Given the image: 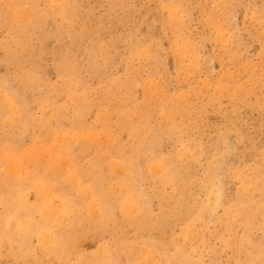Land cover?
Listing matches in <instances>:
<instances>
[{"label": "rangeland", "instance_id": "1", "mask_svg": "<svg viewBox=\"0 0 264 264\" xmlns=\"http://www.w3.org/2000/svg\"><path fill=\"white\" fill-rule=\"evenodd\" d=\"M0 104V264H264V0H0Z\"/></svg>", "mask_w": 264, "mask_h": 264}, {"label": "bare ground", "instance_id": "2", "mask_svg": "<svg viewBox=\"0 0 264 264\" xmlns=\"http://www.w3.org/2000/svg\"><path fill=\"white\" fill-rule=\"evenodd\" d=\"M42 1H43V0H42ZM50 5H51V4H50ZM111 6H112V5H111ZM53 7H55V9H56V7H58V6H53ZM176 7H177V6H176ZM19 8H20V7H19ZM45 8H46V7H45ZM10 9H11V8H10ZM55 9H54V11H55ZM11 10H12V9H11ZM16 10H17V9H16ZM23 10H24V12L27 11V9H25V8H24ZM25 10H26V11H25ZM57 10H58V8H57ZM62 10H64V9H62ZM81 10H82V9H81ZM110 10H111V9H110ZM115 10H116V9H115ZM170 10H171V8H170ZM21 11H22V10H21ZM10 12H11V11H10ZM16 12H17V11H16ZM57 12H59V11H57ZM175 12H176V11H175ZM22 13H23V12H22ZM27 13H28V12H27ZM173 13H174V11H173ZM20 14H21V13H20ZM49 15H50V17H51V14H49ZM21 17L23 18V16H21ZM172 17H173V16H172ZM174 17H175V15H174ZM25 18H26V17H25ZM47 18H48V17H47ZM51 18H52V17H51ZM86 18H87V17H86ZM18 19H20V18H18ZM67 19H68V17H67ZM30 20H31V19H30ZM75 20H76V18H75ZM175 20H176V19H175ZM175 20H174V21H175ZM3 21H4V20H3ZM76 21H77V20H76ZM41 22H42V21H41ZM83 22H84V21H83ZM175 22H176V21H175ZM20 23H21V22H20ZM172 23H173V22H172ZM33 24H34V23H33ZM65 24H66V23H65ZM67 24H68V23H67ZM71 24H72V23H71ZM76 24H77V23H76ZM79 24H80V23H79ZM176 24H177V23H176ZM2 25H3V24H2ZM34 25H35V24H34ZM177 25H178V24H177ZM40 26H41V24H40ZM82 26H83V25H82ZM30 27H31V26H30ZM72 27H73V26H72ZM3 28H4V27H3ZM74 28H75V27H74ZM66 29H67V28H66ZM69 29H70V28H69ZM88 30H89V29H88ZM27 31H28V30H27ZM24 35H25V34H24ZM40 35H41V34H40ZM74 35H75V34H74ZM62 36H63V35H62ZM72 37H73V36H72ZM84 37H85V36H84ZM42 38H43V37H42ZM82 38H83V37H82ZM26 39H27V38H26ZM47 39H48V38H47ZM65 39H66V38H65ZM65 39H63V40H65ZM87 39H88V38H87ZM98 39H99V38H98ZM73 40H74V39H73ZM104 40H105V39H104ZM29 41H30V40H29ZM41 41H42V40H41ZM48 44H49V43H48ZM48 44H47V45H48ZM50 44H51V43H50ZM75 44H76V43H75ZM77 44H78V43H77ZM109 44H110V43H109ZM40 46H41V45H40ZM105 46H106V44H105ZM25 47H26V46H25ZM33 47H34V45H33ZM62 47H63V46H62ZM88 47H89V46H88ZM1 48H2V47H1ZM29 48H30V47H29ZM39 48H40V47H39ZM60 48H61V47H60ZM104 48H105V47H104ZM20 49H21V48H20ZM31 49H32V48H31ZM50 49H52V48H50ZM34 50H36V49H34ZM41 51H42V50H41ZM61 52H62V51H61ZM103 52H104V51H103ZM103 52H102V53H103ZM177 52H178V51H177ZM73 53H74V52H73ZM144 53H145V52H144ZM35 54H36V53H35ZM57 54H58V53H57ZM17 55H18V54H17ZM102 55H103V54H102ZM7 57H8V56H7ZM39 57H40V56H39ZM27 58H28V57H27ZM38 59H39V58H38ZM178 59H179V58H178ZM29 60H30V59H29ZM94 60H95V59H94ZM99 60H100V59H99ZM63 61H64V60H63ZM70 61H71V60H70ZM70 61H69V62H70ZM10 62H11V61H10ZM59 62H60V61H59ZM75 62H76V61H75ZM94 62H95V61H94ZM89 64H90V63H89ZM92 64H93V63H92ZM57 65H58V64H57ZM67 65H68V64H67ZM93 65H94V64H93ZM30 66H31V65H30ZM61 66H62V65H61ZM68 66H69V65H68ZM68 66H67V67H68ZM73 66H74V65H73ZM75 66H76V64H75ZM132 66H133V65H132ZM6 68H7V67H6ZM57 69H58V68H57ZM67 69H68V68H67ZM67 69H66V70H67ZM71 69H72V67H71ZM75 69H76V68H75ZM7 70H8V69H7ZM7 70H6V71H7ZM32 70H33V69H32ZM79 70H80V68H79ZM95 70H96V69H95ZM95 70H94V71H95ZM71 71H72V70H71ZM76 72H77V71H76ZM38 73H39V72H38ZM64 73H65V72H64ZM97 73H100V72H97ZM2 74H3V73H2ZM4 74H5V73H4ZM43 75H44V74H43ZM13 76H14V75H13ZM63 76H64V75H63ZM10 79H11V78H10ZM28 79H29V78H28ZM5 80H6V79H5ZM47 80H48V79H47ZM2 82H3V81H2ZM2 82H1V83H2ZM21 82H22V81H21ZM6 83H8V82H6ZM23 84H24V83H23ZM72 84H73V83H72ZM41 86H42V85H41ZM114 86H115V85H114ZM11 87H12V86H11ZM29 87H30V86H29ZM121 88H122V87H121ZM6 89H7V88H6ZM34 89H35V88H34ZM71 89H72V88H71ZM37 90H38V89H37ZM43 90H44V89H43ZM60 90H61V89H60ZM80 90H81V89H80ZM112 91H113V89H112ZM146 91H147V90H146ZM64 92H65V91H64ZM148 92H149V91H148ZM61 93H62V92H61ZM102 93H103V92H102ZM112 93H114V92H112ZM9 94H10V93H9ZM58 94H59V93H58ZM1 95H2V94H1ZM30 95H31V94H30ZM114 95H115V94H114ZM16 96H17V95H16ZM64 96H65V95H64ZM102 96H103V95H102ZM110 96H111V93H110ZM127 96H128V94H127ZM127 96H126V97H127ZM129 96H130V94H129ZM124 97H125V96H124ZM126 97H125V98H126ZM3 98H5V97H3ZM3 98H2V99H3ZM72 98H73V97H72ZM113 98H114V97H113ZM119 98H120V96H119ZM121 98H122V96H121ZM104 99H105V98H104ZM114 99H115V98H114ZM114 99H112V100H114ZM126 99H127V98H126ZM126 99H124V100H126ZM153 99H154V98H153ZM173 99H174V98H173ZM3 100H4V99H3ZM31 100H32V99H31ZM119 100H120V99H119ZM101 101H102V100H101ZM109 101H110V100H109ZM127 101H128V99L126 100V102H127ZM145 101H146V100H145ZM173 101H175V100H173ZM6 102H7V101H6ZM59 102H60V101H59ZM112 102H114V101H112ZM120 102H122V100H121ZM141 102H142V100H141ZM157 102H158V101H157ZM114 103H116V102H114ZM123 103H124V102H122V104H123ZM10 104H11V103L9 102V105H10ZM49 104H50V103H49ZM56 104H57V103H56ZM125 104H126V103H125ZM125 104H124V105H125ZM139 104H140V103H139ZM144 104H145V103H144ZM158 104H159V103H158ZM0 105H1V104H0ZM3 105H4V104H3ZM7 105H8V104H7ZM86 105H87V104H86ZM86 105H85V106H86ZM103 105H104V104H103ZM119 105H120V104H119ZM119 105H117L116 107H118ZM124 105H122V107H123ZM101 106H102V105H101ZM142 106H144V105H142ZM90 107H91V106H90ZM108 107H109V106H108ZM125 107H126V106H125ZM139 107H140V106H139ZM10 108H11V107H10ZM86 108H88V107H86ZM98 108H99V107H98ZM114 108H115V107H114ZM118 108H119V107H118ZM133 108H134V106H133ZM141 108H142V107H141ZM12 109H13V107H12ZM89 109H90V108H89ZM89 109H88V110H89ZM14 110H15V109H14ZM138 110H140V109H138ZM185 110H186V109H185ZM9 111H10V110H9ZM16 111H17V109H16ZM89 111H90V110H89ZM114 111H115V110H114ZM121 111H122V110H121ZM140 111H141V110H140ZM154 111H155V110H154ZM186 111H187V110H186ZM11 112H12V111H11ZM71 112H72V111H71ZM77 112H78V111H77ZM86 112H87V111H86ZM18 113H19V112H18ZM117 113L119 114L118 111H117ZM120 113H121V112H120ZM153 113H154V112H153ZM175 113H176V112H175ZM30 114H31V113H30ZM39 114H40V113H39ZM75 114H76V113H75ZM107 114H108V113H107ZM128 114H129V113H128ZM82 115H83V114H82ZM86 115H87V114H86ZM14 116H15V115H14ZM28 116H29V115H28ZM72 116H73V115H72ZM77 116H78V115H77ZM87 116H88V115H87ZM111 116H112V115H111ZM114 116H116V114H115ZM114 116H113V117H114ZM81 117H83V116H81ZM109 117H110V116H109ZM27 118H28V117H27ZM29 118H30V117H29ZM83 118H84V117H83ZM85 118H86V117H85ZM116 118H117V117H116ZM123 118H124V117H123ZM140 118H141V117H140ZM62 119H63V118H62ZM66 120H67V119H66ZM79 120H80V119H79ZM87 120H88V119H87ZM113 120H114V118H113ZM135 120H136V119H135ZM109 121H110V120H109ZM117 121H119V120H117ZM51 122H52V121H51ZM81 122H83V121L81 120ZM122 122H123V121H122ZM122 122H119V123H122ZM130 122H131V121H130ZM41 123H42V122H41ZM29 124H31V123L29 122ZM34 124H35V123H34ZM38 124H39V123H38ZM73 124H74V123H73ZM79 124H80V123H79ZM79 124H78V125H79ZM94 124H95V123H94ZM106 124H107V123H106ZM114 124H115V123H114ZM127 124H128V122H127ZM75 125H76V123H75ZM84 126H86V125H84ZM89 126H90V125H89ZM120 126H121V125H120ZM71 127H72V126H71ZM76 127H77V126H76ZM76 127H74V128H76ZM80 127H81V126H80ZM80 127H79V128H80ZM86 127H87V126H86ZM117 127H118V126H117ZM123 127H125V124H124ZM123 127H122V128H123ZM126 127H128V126H126ZM134 127H135V126H134ZM88 128L90 129V127H88ZM118 128H119V127H118ZM137 128H138V127H137ZM34 129H35V128H34ZM63 129H64V128H63ZM66 129H67V128H66ZM85 129H87V128H85ZM120 129H121V128H120ZM127 129H129V128H127ZM23 130H24V129H23ZM41 130H42V129H41ZM81 130H82V129H81ZM101 130H102V129H101ZM123 130H125V129H123ZM131 130H132V129H131ZM142 130H144V129H142ZM59 131H60V130H59ZM78 131H79V130H78ZM125 131H126V130H125ZM140 131H141V130H140ZM53 132H54V131H53ZM120 132H121V130H120ZM137 132H138V131H137ZM57 133H58V131H57ZM86 133H87V132H86ZM90 133H91V131H90ZM103 133H104V132H103ZM112 133H113V132H112ZM1 134H2V133H1ZM54 134H55V133H54ZM70 134H71V133H70ZM91 134H92V133H91ZM96 134H98V133H96ZM100 134H101V137H103L101 132H100ZM115 134H116V133H115ZM115 134H113V135H115ZM125 134H126V132H125ZM130 134H131V133H130ZM134 134H135V133H134ZM21 135H22V133H21ZM59 135H60V134H59ZM75 135H76V134H75ZM81 135H82V134H81ZM85 135H87V134H85ZM17 136H18V135H17ZM50 136H51V135H50ZM54 136H55V135H54ZM57 136H58V135H57ZM82 136H83V135H82ZM94 136H95V135H94ZM94 136H93V139H94ZM99 136H100V135H99ZM130 136H131V135H130ZM132 136H133V135H132ZM140 136H142V135H140ZM15 137H16V136H15ZM62 137H63V136H62ZM72 137H73V136H72ZM80 137H81V136H80ZM86 137H87V136H86ZM88 137H90V136H88ZM104 137H105V136H104ZM106 137H107V136H106ZM106 137H105V138H106ZM22 138H23V137H22ZM44 138H47V137H44ZM64 138H65V137H64ZM75 138H76V137H75ZM97 138H98V137H97ZM99 138H100V137H99ZM105 138H104V139H105ZM115 138H116V136H115ZM118 138H119V137H118ZM132 138H133V137H132ZM132 138H131V139H132ZM14 139H15V138H14ZM50 139H52V138H49V141H50ZM56 139H57V138H56ZM56 139H54V140H56ZM58 139H59V136H58ZM65 139H67V138H65ZM69 139H71V138H69ZM104 139L102 140V138H101V142L104 141ZM116 139H117V138H116ZM156 139H159V138H156ZM32 140H33V139H32ZM61 140H62V139H61ZM61 140H60V141H61ZM72 140H73V139H72ZM96 140H97V139H96ZM96 140H93V141L95 142ZM98 140L100 141V139H98ZM108 140H109V139H108ZM177 140H178V139H177ZM11 141H12V140H11ZM19 141H20V140H19ZM67 141H68V140H67ZM77 141H78V140H77ZM112 141H113V140H112ZM153 141H155V139H154ZM160 141H161V140H160ZM175 141H176V140H175ZM175 141H174V142H175ZM55 142H56V141H55ZM63 142H64V141H63ZM94 142H93V143H94ZM127 142H128V141H127ZM174 142H173V143H174ZM10 143H11V142H10ZM32 143H33V142H32ZM32 143H31V144H32ZM64 143H65V142H64ZM96 143H97V141H96ZM96 143H95V144H96ZM114 143H116V141H114L113 144H114ZM117 143H118V142H117ZM51 144H52V143H51ZM108 144L110 145L111 143H108ZM125 144H126V143H125ZM14 145H15V144H14ZM33 145H34V144H33ZM62 145H63V144H62ZM79 145L81 146V144H79ZM93 145H94V144H93ZM127 145H128V143H127ZM129 145H130V143H129ZM129 145H128V146H129ZM134 145H135V144H134ZM138 145H139V144H138ZM142 145H143V144H142ZM155 145H156V143H155ZM57 146H58V145H57ZM101 146H102V145H101ZM140 146H141V145H140ZM35 147H36V145H35ZM39 147H40V146H39ZM49 147H51V146H49ZM49 147H48V148H49ZM52 147L54 148V146H52ZM52 147H51V149H53ZM91 147H92V146H91ZM116 147H117V146H116ZM118 147H119V146H118ZM122 147H124V146H122ZM133 147H135V146H133ZM133 147H132V148H133ZM157 147H158V146H157ZM2 148H3V147H2ZM55 148H56V147H55ZM55 148H54V149H55ZM127 148H128V147H127ZM151 148H152V147H151ZM3 149H5V148H3ZM38 149H39V148H38ZM44 149L47 150V148H44ZM58 149H60V148H57V150H58ZM106 149H107V148H106ZM152 149H156V148H152ZM182 149H183V148H182ZM184 149H185V148H184ZM9 150H10V149H9ZM26 150H27V148H26ZM36 150H37V149H36ZM94 150H95V149H94ZM116 150H117V149H116ZM127 150H128V149H127ZM136 150H137V149H136ZM10 151H11V150H10ZM37 151H38V150H37ZM40 151H42V150H40ZM66 151H67V150H66ZM87 151H88V150H87ZM112 151H113V150H112ZM112 151H111V153H113L115 150H114L113 152H112ZM121 151H123V150H121ZM181 151H182V153H183V151H187V150H181ZM181 151H180V152H181ZM12 152H13V151H12ZM49 152H51V151H49ZM57 152H58V151H57ZM63 152H64V151H63ZM108 152H109V150H108ZM115 152H117V151H115ZM118 152H119V151H118ZM86 153H87V152H86ZM94 153H95V152H94ZM111 153H109V154H111ZM120 153H121V152H120ZM148 153H149V155H150V152H148ZM182 153H181V154H182ZM185 153H186V152H185ZM191 153H192V152H191ZM21 154H22V153H21ZM41 154H42V153H41ZM43 154H45V153H43ZM51 154H52V153H51ZM54 154H55V153H54ZM59 154H60V153H59ZM77 154H78V153H77ZM82 154H83V153H82ZM84 154H85V153H84ZM129 154H130V153H129ZM134 154H135V153H134ZM144 154H145V153H144ZM144 154H142V156H143ZM156 154H157V153H156ZM188 154H189V153H188ZM194 154H195V153H194ZM3 155H6V154H2V157H3ZM52 155H53V154H52ZM70 155H71V154H70ZM73 155H74V154H73ZM107 155H108V154H107ZM117 155H118V154H117ZM135 155H136V154H135ZM153 155H154V154H153ZM153 155H152V156H153ZM158 155H159V153H158ZM178 155H179V154H178ZM8 156H9V155H8ZM10 156H11V155H10ZM20 156H21V155H20ZM29 156H30V154H29ZM29 156H28V157H29ZM34 156H35V155H34ZM45 156H46V154H45ZM53 156H54V155H53ZM105 156H106V155H105ZM111 156H113V155H111ZM115 156H116V155H115ZM118 156H120V155H118ZM137 156H138V155H137ZM152 156H151V158H153ZM167 156H168V155H167ZM169 156H170V155H169ZM176 156H177V155H176ZM182 156H183V155H182ZM47 157H48V155H47ZM47 157H45V158L47 159ZM120 157H122V156H120ZM139 157H140V156H139ZM139 157H136V158L139 159ZM144 157H145V155H144ZM148 157H149V156H148ZM157 157H158V156H157ZM159 157H161V156H159ZM173 157H174V156H173ZM173 157H172V158H173ZM185 157H186V155H185ZM34 158H35V157H33L32 159H34ZM36 158H38V157H36ZM96 158H97V157H95V159H96ZM116 158H117V157H116ZM125 158H127V157H125ZM172 158H171V159H172ZM186 158H187V157H186ZM189 158H190V157H189ZM192 158H193V157H192ZM3 159H4V158H3ZM10 159H11V158H10ZM30 159H31V158H30ZM40 159H41V158H40ZM50 159H51V157H50ZM103 159H104V158H103ZM145 159L147 160V158H145ZM156 159H157V158H156ZM166 159H167V158H166ZM176 159H178V158H176ZM182 159H183V158H182ZM184 159H185V158H184ZM4 160H5V159H4ZM38 160H39V159H38ZM43 160H44V159H43ZM55 160H56V158H55ZM76 160H77V158H76ZM76 160H75V161H76ZM100 160H101V158H100ZM105 160H106V159H105ZM121 160H122V159H121ZM0 161H2V160H0ZM9 161H10V160H9ZM9 161H8V162H9ZM12 161H13V160H12ZM23 161H24V160H23ZM59 161H62V160H59ZM95 161H96V160H95ZM101 161H102V160H101ZM113 161H114V160H113ZM122 161H123V160H122ZM124 161H125V160H124ZM144 161H145V160H144ZM151 161H153V160H151ZM168 161H169V160H168ZM173 161H174V159H173ZM173 161H172V162L170 161V162H171L170 164H172ZM4 162H5V161H4ZM14 162H15V161H14ZM38 162H39V161H38ZM45 162L47 163L48 161H45ZM98 162H99V161H98ZM102 162H103V161H102ZM127 162H128V161H127ZM135 162H136V160L134 161V163H135ZM145 162H146V161H145ZM5 163H6V162H5ZM33 163H34V162H33ZM40 163H42V162H40ZM40 163H39V164H40ZM61 163H62V162H61ZM63 163H64V162H63ZM65 163H67V162H65ZM73 163H74V162H73ZM104 163H105V165H106V162H104ZM111 163H112V162H111ZM114 163H115V161H114ZM139 163H140V162H139ZM141 163H142V162H141ZM156 163H157V162H156ZM165 163H166V162H165ZM174 163H175V162H174ZM9 164H13V163H9ZM9 164H8V166H9ZM19 164H20V163H19ZM23 164H24V163H23ZM44 164H45V163H44ZM55 164H56V162H55ZM99 164H100V163H99ZM102 164H103V163H102ZM117 164H118V163H117ZM127 164H128V163H127ZM137 164H138V162H137ZM153 164H154V163H153ZM163 164H164V163H163ZM183 164H184V163H183ZM13 165L15 166L16 164H13ZM65 165H66V164H65ZM111 165H112V164H111ZM115 165H116V164H115ZM115 165H114V166H115ZM132 165H133V163H132ZM150 165H151V164H150ZM155 165H156V164H155ZM157 165H158V164H157ZM172 165H173V164H172ZM31 166H32V165H31ZM52 166H53V165H52ZM67 166H68V164H67ZM100 166H101V165H100ZM106 166H107V165H106ZM167 166H168V165H167ZM183 166H184V165H183ZM185 166H187V165H185ZM1 167H2V165H1ZM18 167H19V166H17L16 168H18ZM24 167H25V166H24ZM24 167H23V168H24ZM57 167H58V166H57ZM57 167H56V168H57ZM60 167H61V166H60ZM60 167H59V168H60ZM62 167H63V166H62ZM96 167H97V166H96ZM112 167H113V166H112ZM112 167H111V168H112ZM117 167H118V166H117ZM119 167H120V165H119ZM124 167H125V166H124ZM137 167L139 168V166H137ZM148 167H149V166H148ZM151 167H152V165H151ZM151 167H150V168H151ZM171 167H172V166H171ZM174 167H175V169H176V166H174ZM6 168H8V167H6ZM32 168H33V167H32ZM45 168H46V167H45ZM52 168H53V167H52ZM52 168H51V169H52ZM88 168H89V167H88ZM101 168H102V167H101ZM130 168H133V167H130ZM143 168H144V167H143ZM153 168H154V167H153ZM158 168H159V167H158ZM209 168H210V167H209ZM209 168H208V169H209ZM18 169H19V168H18ZM29 169H30V168H29ZM48 169H49V168H48ZM54 169H55V168H54ZM63 169H64V168H63ZM96 169H98V168H96ZM96 169H94V170H96ZM113 169H114V168H113ZM141 169H142V168H140V171H141ZM147 169H148V168H147ZM156 169H157V168H156ZM156 169H155V170H156ZM159 169H160V168H159ZM171 169H172V168H171ZM211 169H212V168H210L209 171H211ZM0 170H2V169H0ZM7 170H9V169H7ZM13 170H14V168H13ZM21 170H22V168H21ZM24 170H25V169H24ZM24 170H23V171H24ZM38 170H39V169H38ZM40 170H41V169H40ZM65 170H66V169H65ZM115 170H116V169H115ZM115 170H114V171H115ZM126 170H127V169H126ZM136 170H137V169H136ZM151 170H152V169H151ZM160 170H161V169H160ZM169 170H170V169H169ZM183 170H184V169H183ZM10 171H11V170H10ZM44 171H45V170H44ZM44 171H43V172H44ZM46 171H47V170H46ZM50 171H51V170H50ZM107 171H108V169H107ZM111 171H112V170H111ZM118 171H120V170H118ZM121 171H122V170H121ZM143 171H144V170H143ZM143 171H142V172H143ZM152 171H153V170H152ZM170 171H171V170H170ZM178 171H179V169H178ZM181 171H182V170H181ZM17 172H18V170H17ZM30 172H31V171H30ZM41 172H42V171H41ZM97 172H98V170H97ZM102 172H103V171H102ZM105 172H106V171H105ZM115 172H116V171H115ZM136 172H138V171H136ZM154 172H156V171H154ZM179 172H180V171H179ZM254 172H255V171H254ZM46 173H47V172H46ZM52 173H53V172H52ZM89 173H90V172H89ZM95 173H96V172H95ZM119 173H120V172H119ZM134 173H135V172H134ZM146 173H147V172H146ZM146 173H145V174H146ZM214 173H215V172H214ZM14 174H15V173H14ZM18 174H19V173H18ZM21 174H22V173H21ZM25 174H26V171H25ZM53 174H54V173H53ZM106 174H107V173H106ZM141 174H142V173H141ZM151 174H152V173H151ZM151 174H150V175H151ZM175 174L178 175L177 172H176ZM210 174H211V173H210ZM215 174H216V173H215ZM215 174H214V175H215ZM256 174H257V173H256ZM258 174H259V173H258ZM15 175H16V174H15ZM99 175H101V174H99ZM172 175H173V174H172ZM9 176H10V175H9ZM19 176H20V174H19ZM22 176H23V175H22ZM45 176H46V175H45ZM52 176H54V175H52ZM133 176H134V174H133ZM145 176H146V175H145ZM145 176H144V177H145ZM165 176H166V175H165ZM184 176H185V175H184ZM206 176H207V175H206ZM208 176H209V175H208ZM208 176H207V177H208ZM17 177H18V175H17ZM67 177H69L68 174H67ZM107 177H108V174H107ZM107 177H106V178H107ZM111 177H112V176H111ZM150 177H151V176H150ZM175 177H176V176H175ZM207 177H206V178H207ZM214 177H215V176H214ZM240 177H242V176H240ZM10 178H11V177H10ZM25 178H26V177H25ZM65 178H66V177H65ZM70 178H71V176H70ZM81 178H82V177H81ZM132 178H133V177H132ZM145 178H146V177H145ZM153 178H155V177L153 176L152 179H153ZM180 178H182V176H181ZM185 178H186V176H185ZM211 178H212V177H211ZM211 178H210V179H211ZM234 178H235V177H234ZM243 178H245V177H243ZM259 178H260V177H259ZM15 179H16V178H15ZM17 179H18V178H17ZM17 179H16V180H17ZM20 179H21V178H20ZM45 179H46V178H45ZM74 179H75V177H74ZM100 179H103V178H99V180H100ZM114 179H117V178L114 177ZM133 179H134V178H133ZM149 179H150V178H149ZM176 179H178V178H176ZM183 179H184V178H183ZM253 179H254V178H253ZM256 179H257V178H256ZM256 179H255V180H256ZM16 180H15V181H16ZM24 180H25V179H24ZM32 180H33V179H32ZM77 180H78V179H77ZM85 180H86V179H85ZM181 180H182V179H181ZM2 181H3V180H2ZM10 181H11V180H10ZM15 181H14V182H15ZM158 181H159V180H158ZM160 181H161V180H160ZM175 181H176V180H175ZM178 181H179V180H178ZM187 181H188V180H187ZM187 181H186V182H187ZM247 181H248V180H247ZM50 182H51V180H50ZM98 182H99V181H98ZM103 182H104V181H103ZM109 182H110V181H109ZM132 182H133V181H132ZM176 182H177V181H176ZM181 182H183V181H181ZM181 182H179V183H181ZM204 182H205V181H204ZM214 182H215V181H214ZM245 182H246V181H245ZM5 183H6V182H5ZM51 183H52V182H51ZM92 183H93V182H92ZM110 183H111V182H110ZM130 183H131V182H130ZM159 183H161V182H159ZM207 183H208V182H207ZM209 183H210V182H209ZM136 184H138V183H136ZM177 184H178V183H177ZM202 184H203V183H202ZM243 184H244V183H243ZM2 185H3V184H2ZM9 185H10V184H9ZM31 185H33V184H31ZM35 185H36V184H35ZM38 185H39V184H38ZM132 185H133V183H131V186H132ZM163 185H164V184H163ZM181 185H182V183H181ZM184 185H185V184H184ZM252 185H253V184H252ZM258 185H259V184H258ZM19 186H20V185H19ZM28 186H29V185H28ZM33 186H34V185H33ZM36 186H37V185H36ZM113 186H114V185H113ZM164 186H165V185H164ZM185 186H186V185H185ZM188 186H189V183H188ZM203 186H204V185H203ZM216 186H217V185H215L214 187H216ZM29 187H30V186H29ZM186 187H187V186H186ZM204 187H205V186H204ZM204 187H203V189H204ZM211 187H212V186H211ZM260 187H261V186H260ZM1 188H2V187H1ZM57 188H58V186H57ZM188 188H189V187H188ZM219 188H220V187H219ZM239 188H240V187H239ZM257 188H258V187H257ZM190 189H191V188H190ZM190 189H189V191H191ZM39 190H40V189H39ZM57 190H58V189H57ZM165 190H166V189H165ZM207 190H209V189H207ZM254 190H255V189H254ZM263 190H264V189H263ZM9 191H10V190H9ZM13 191H15V190H13ZM40 191H41V190H40ZM42 191H45V190H42ZM138 191L140 192V191H142V189H141V190H138ZM156 191H157V187H156ZM260 191H261V190H260ZM150 192H151V190H150ZM150 192H149V193H150ZM153 192H154V191H153ZM153 192H152V193H153ZM184 192H186V191L184 190ZM206 192H207V191H206ZM215 192H216V191H215ZM215 192H214V193H215ZM237 192H238V191H237ZM8 193H9V192H8ZM36 193H37V192H36ZM43 193H44V192H43ZM55 193H56V192H55ZM62 193H63V191H62ZM64 193H65V192H64ZM64 193H63V194H64ZM88 193L90 194V192H88ZM99 193H100V191L98 192V194H99ZM143 193H144V192H143ZM159 193H160V192H159ZM208 193H209V192H208ZM208 193H207V195H208ZM238 193H239V192H238ZM15 194H16V193H15ZM33 194H34V192H33ZM65 194H66V193H65ZM135 194H136V193H135ZM145 194H147V193H145ZM145 194H144V195H145ZM150 194H151V193H150ZM154 194H155V192L153 193V195H154ZM156 194H158V193H156ZM183 194H184V193H183ZM186 194H187V193H186ZM223 194H224V193H223ZM11 195H12V194H11ZM29 195H30V194H28L27 196H29ZM72 195H73V194H72ZM76 195H77V192H76ZM107 195H108V193H107ZM158 195H159V194H158ZM209 195H212V192H211V194H209ZM216 195H217V193H216ZM244 195H245V194H244ZM257 195H258V194H257ZM14 196H15V195H14ZM34 196H35V195H34ZM51 196H52V198H55V195H54V196L51 195ZM64 196H65V195H64ZM101 196H102V195H101ZM101 196H100V197H101ZM108 196H109V195H108ZM191 196H192V195H190V197H191ZM213 196H214V195H213ZM223 196H224V195H223ZM254 196H256V195L254 194ZM258 196H259V195H258ZM262 196H263V195H262ZM56 197H57V196H56ZM68 197H71V196L68 195ZM147 197L149 198V197H151V196L147 195ZM147 197H146V198H147ZM209 197H210V196H209ZM239 197H241V195H239ZM239 197H238V198H239ZM37 198H38V197H37ZM40 198H41V197H40ZM40 198H39V199H40ZM58 198H59V197H58ZM148 198H147V199H148ZM188 198H189V197H188ZM245 198H246V197H245ZM256 198H257V196H256ZM16 199H17V198H16ZM55 199H56V198H55ZM65 199H66V198H65ZM69 199H70V198H69ZM108 199H109V198H108ZM111 199H112V198H111ZM111 199H110V200H111ZM142 199H143V198H142ZM165 199H166V198H165ZM170 199H171V198H170ZM183 199H184V198H183ZM209 199H210V198H209ZM215 199H217V198H215ZM226 199H227V198H226ZM243 199H244V197H243ZM36 200H37V199H36ZM140 200H141V199H140ZM156 200H157V199H156ZM159 200H160V199H159ZM181 200H182V199H181ZM185 200H186V199H185ZM206 200H207V199H206ZM211 200H212V199H211ZM218 200H219V199H217V201H218ZM237 200H238V199H237ZM245 200H246V199H245ZM245 200H244V201H245ZM32 201H33V200H32ZM51 201H52V200H51ZM63 201H65V200H63ZM63 201H62V202H63ZM71 201H72V200H71ZM91 201H93V200H91ZM108 201H109V200H108ZM148 201H149V200H148ZM161 201H162V200H161ZM208 201H210V200H208ZM213 201H214V200H213ZM213 201H212V202H213ZM217 201H216V203H217ZM219 201H221V199H220ZM235 201H236V200H235ZM246 201H247V200H246ZM2 202H3V201H2ZM58 202H59V201H58ZM73 202H75V201H73ZM73 202H72V203H73ZM82 202H84V201H82ZM82 202H81V204H82ZM94 202H95V201H94ZM112 202H113V201H112ZM114 202H115V201H114ZM141 202H142V201H141ZM144 202H146V201H144ZM150 202H151V201H150ZM159 202H160V201H159ZM193 202H195V201H193ZM231 202H232V201H231ZM33 203H34V202H33ZM35 203H37V202H35ZM50 203H51V202H50ZM53 203H54V201H53ZM53 203H52V204H53ZM79 203H80V202H79ZM88 203H89V201H88ZM105 203H106V202H105ZM108 203H109V202H108ZM127 203H128V202H127ZM127 203H126V205H127ZM163 203H164V202H163ZM178 203H180V200L178 201ZM178 203H177V204H178ZM186 203H187V202H186ZM210 203H211V202H210ZM214 203H215V202H214ZM216 203H215V204H216ZM227 203H228V202H227ZM56 204H58V203H56ZM83 204H84V203H83ZM92 204H93V203H92ZM106 204H107V203H106ZM141 204H143V202H142ZM150 204H152V203H150ZM173 204H174V203H173ZM173 204H172V207H173ZM175 204H176V203H175ZM205 204H206V203H205ZM43 205H44V204H43ZM58 205H59V204H58ZM114 205L117 206V205H116V202H115ZM132 205H134V204H132ZM158 205H159V204H158ZM188 205H189V204H188ZM200 205H201V203H200ZM218 205H219V203H218ZM243 205H244V204H243ZM20 206H21V205H20ZM65 206H66V205H65ZM78 206H80V205H78ZM81 206H82V205H81ZM92 206H94V205H91V207H92ZM127 206H128V205H127ZM144 206H149V205H144ZM163 206H164V204H163ZM183 206H185L184 203H183ZM195 206H197V204H196ZM27 207H28V206H27ZM27 207H26V208H27ZM110 207H112V206H110ZM124 207H125V204H124ZM124 207H123V209H124ZM130 207H131V206H130ZM130 207L128 206V209H129ZM138 207H139V206H138ZM159 207H160V206H159ZM167 207H168V206H167ZM167 207H166V208H167ZM192 207H194V206H192ZM199 207H200V206H199ZM210 207H211V206H210ZM210 207H209V210H210ZM32 208H34V207H32ZM65 208H66V207H65ZM92 208H93V207H92ZM114 208H115V207H114ZM116 208H118V207H116ZM149 208H150V207H149ZM175 208H176V207H175ZM186 208H187V210H188V207H186ZM194 208H195V207H194ZM194 208H193V209H194ZM196 208H197V207H196ZM196 208H195V209H196ZM207 208H208V207H207ZM207 208H206V209H207ZM245 208H246V207H245ZM93 209H96V206H95V208H93ZM109 209H110V208H109ZM125 209H127V208L125 207ZM142 209H143V208H142ZM145 209H146V208H145ZM177 209H178V208H177ZM177 209H176V210H177ZM180 209H181V208H180ZM180 209H179V210H180ZM191 209H192V208H191ZM211 209H212V208H211ZM249 209H250V208H249ZM91 210H92V209H91ZM96 210H97V209H96ZM112 210H113V209H112ZM115 210H116V209H115ZM131 210H132V209H131ZM150 210L152 211V209H150ZM171 210H173V209H171ZM171 210H170V211L167 210L168 214H169V212H171ZM179 210H177V211H179ZM207 210H208V209H207ZM207 210H206V211H207ZM226 210H227V209H226ZM240 210H242V209H240ZM257 210H258V209H257ZM94 211H95V210H94ZM107 211H108V209H107ZM113 211H114V210H113ZM128 211H129V210H128ZM144 211H145V210H143V212H144ZM180 211H181V210H180ZM206 211H205V212H206ZM210 211H211V210H210ZM210 211H209V212H210ZM213 211H214V210H213ZM249 211H250V210H249ZM74 212H75V211H74ZM88 212H91V211H88ZM97 212H98V211H97ZM129 212H131V211H129ZM147 212H148V211H147ZM162 212H163V211H161V213H162ZM174 212H175V210H174ZM181 212H182V211H181ZM252 212H253V211H252ZM46 213H47V212H46ZM46 213H45V214H46ZM161 213H160V214H161ZM172 213H173V212H172ZM172 213H171V214H172ZM177 213H178V212H177ZM206 213H207V212H206ZM242 213H243V212H242ZM15 214H16V213H15ZM19 214H20V213H19ZM24 214H25V213H24ZM39 214H40V213H39ZM43 214H44V213H42V215H43ZM88 214L90 215V213H88ZM91 214H92V216L94 215L92 212H91ZM110 214H111V213H110ZM110 214H109V215H110ZM113 214H114V213H113ZM121 214H122V213H121ZM160 214H159V215H160ZM168 214H167V216H169ZM175 214H176V213H175ZM180 214H181V213H180ZM184 214H186V213H184ZM209 214H210V213H209ZM212 214H213V213H212ZM262 214H263V213H262ZM75 215H76V214H75ZM98 215H99V213H98ZM122 215H123V214H122ZM143 215H144V214H143ZM165 215H166V214H165ZM182 215H183V212H182ZM250 215H252V214H250ZM254 215H255V214H254ZM71 216H72V215H71ZM82 216H84V215H82ZM86 216H87V215H86ZM86 216H85V217H86ZM90 216H91V215H90ZM137 216H138V215H137ZM139 216H140V215H139ZM161 216H162V215H161ZM161 216L158 217V218H161ZM185 216H186V215H185ZM192 216H193V215H192ZM203 216H204V215H203ZM235 216H236V214H235ZM243 216H244V215H242V217H243ZM32 217H33V216H32ZM80 217H81V216H80ZM95 217H96V214H95ZM143 217H145V216H143ZM147 217H148V215H147ZM165 217H166V216H165ZM236 217H237V216H236ZM240 217H241V216H240ZM247 217H248V216H247ZM258 217H259V216H258ZM45 218H46V217H45ZM75 218H76V217H75ZM97 218H98V217H97ZM120 218H121V217H120ZM156 218H157V217H156ZM172 218H173V217H172ZM190 218H191V217H190ZM237 218H238V217H237ZM245 218H246V217H245ZM248 218H249V217H248ZM43 219H44V218H43ZM76 219L79 220V217L76 218ZM110 219H111V218H110ZM136 219H138V218H136ZM166 219H167V217H166ZM206 219H207V218H206ZM227 219H228V218H227ZM21 220H23V219H21ZM24 220H25V219H24ZM24 220H23V221H24ZM74 220H75V219H74ZM82 220H83V219H82ZM107 220H108V219H107ZM123 220H124V219H123ZM125 220H126V219H125ZM146 220H147V218H146ZM174 220H176V219H174ZM180 220H181V218L179 219V221H180ZM79 221L81 222V220H79ZM83 221H84V220H83ZM85 221H86V219H85ZM89 221H91V219H90ZM127 221H128V220H127ZM129 221H130V220H129ZM150 221H151V219H150ZM154 221H155V220H154ZM157 221H158V220H157ZM168 221H169V220H168ZM205 221H206V220H205ZM241 221H242V220H241ZM258 221H259V220H258ZM29 222H30V221H29ZM130 222H131V221H130ZM130 222H129V223H130ZM163 222H164V221H163ZM165 222H166V221H165ZM244 222H245V221H244ZM72 223H73V222H72ZM92 223H93V222H91V224H92ZM123 223H124V221H123ZM132 223H134V222H132ZM132 223H131V224H132ZM141 223H143V222H141ZM169 223H170V222H169ZM188 223H189V222H188ZM207 223H208V222H207ZM249 223H250V222H249ZM17 224H18V223H17ZM30 224H31V223H30ZM55 224H56V223H55ZM55 224H54V225H55ZM85 224H87V223H85ZM138 224H139V223H138ZM150 224H151V222H150ZM159 224H161V223H158V225H159ZM164 224H165V223H164ZM183 224H185V223H183ZM200 224H201V223H200ZM223 224H224V223H223ZM245 224H246V223H245ZM33 225H34V224H33ZM56 225H57V224H56ZM87 225H88V224H87ZM93 225H94V224H93ZM109 225H110V224H109ZM123 225H124V224H123ZM127 225H129V224H127ZM132 225H133V224H132ZM136 225H137V224H136ZM141 225H142V224H141ZM147 225H148V224H147ZM147 225H146V226H147ZM158 225H157V226H158ZM168 225H169V224H168ZM188 225H189V224H188ZM255 225H256V224H255ZM37 226H38V225H37ZM72 226H73V225H72ZM99 226H101V225H99ZM117 226H118V225H117ZM121 226H122V225H121ZM133 226H134V225H133ZM150 226H151V225H150ZM161 226H162V225H161ZM170 226H171V224H170ZM201 226H203V225H201ZM204 226H205V225H204ZM248 226H249V225H248ZM22 227H23V226H22ZM57 227H58V225H57ZM57 227H56V228H57ZM59 227H60V226H59ZM91 227H92V226H91ZM108 227H109V226H108ZM126 227H127V226H126ZM126 227H125V228H126ZM134 227H135V226H134ZM42 228H43V227H42ZM51 228L53 229V227H51ZM70 228H71V227H70ZM92 228H94V226H93ZM92 228H91L92 232L95 231V230H93ZM95 228H96V227H95ZM97 228H98V227H97ZM97 228H96V229H97ZM128 228H129V227H127V229H128ZM130 228H131V225H130ZM141 228H142V227H141ZM152 228H153V227H152ZM159 228H160V227H159ZM166 228H167V227H166ZM166 228H165V230H166ZM169 228H170V227H169ZM189 228H190V227H189ZM199 228H201V227L199 226ZM76 229H77V227H76ZM98 229H99V228H98ZM100 229H101V228H100ZM109 229H110V228H109ZM109 229H108V230H109ZM113 229H114V228H113ZM117 229L119 230V228H117ZM132 229H133V227H132ZM149 229H150V228H149ZM201 229H202V228H201ZM87 230H88V229H87ZM106 230H107V229H106ZM114 230H115V229H114ZM121 230H122V229H121ZM128 230H129V229H128ZM136 230H137V227H136ZM158 230H159V229H158ZM162 230H163V229H162ZM167 230H168V229H167ZM199 230H200V229H199ZM32 231H33V230H32ZM69 231H70V229H69ZM81 231H82V230H81ZM133 231H135V230H133ZM151 231H152V230H150V232H151ZM44 232H45L44 229H41V230L38 229V233L41 235V237L46 238V235H47V234H46V232H45V234H46V235H45ZM57 232H58V231H57ZM88 232H89V231H88ZM90 232H91V231H90ZM90 232H89V233H90ZM100 232H101V230H100ZM107 232H108V231H107ZM111 232H112V229H111ZM130 232H131V231H130ZM135 232H136V231H135ZM135 232H134V233H135ZM139 232H140V231H139ZM139 232H138V233H139ZM200 232H201V231H200ZM7 233H8L7 229H4L3 232H2L3 235H7ZM47 233L51 234L50 232H47ZM109 233H110V232H109ZM113 233H115V231H114ZM116 233H118V232H116ZM127 233H128V232H127ZM127 233H126V235H127ZM188 233H189V231H188ZM230 233H231V232H230ZM87 234H88V233H87ZM103 234H104V233H103ZM107 234H108V233H107ZM124 234H125V233H124ZM124 234H123V235H124ZM136 234H137V232H136ZM198 234H199V233H198ZM74 235H75V234H74ZM92 235H93V234H92ZM104 235H105V234H104ZM108 235H109V234H108ZM115 235H116V234H115ZM119 235H121V234H119ZM119 235H118V236H119ZM141 235H142V234H141ZM143 235H144V234H143ZM149 235H150V234H149ZM149 235H148V236H149ZM137 236H138V235H137ZM148 236H147V237H148ZM150 236H151V235H150ZM178 236H179V235H178ZM226 236H228V235L226 234ZM249 236H250V235H249ZM38 237H39V236H38ZM114 237H115V236H114ZM119 237L122 238V236H119ZM151 237H152V236H151ZM175 237H176V236H175ZM200 237H201V236H200ZM75 238H76V237H75ZM148 238H149V237H148ZM36 239H37V238H36ZM71 239H72V238H71ZM116 239H117V237H116ZM118 239H119V241H120V238H118ZM125 239H126V238H124L123 240H125ZM149 239H150V238H149ZM194 239H195V238H194ZM46 240H47L46 242H51V241H52V239H51L50 237H49V238L47 237ZM72 240H73V239H72ZM72 240H71L70 242H72ZM150 240H151V239H150ZM152 240H153V239H152ZM177 240H178V239H177ZM180 240H182V239H180ZM197 240H198V239H197ZM197 240H195V242H196ZM242 240H243V239H242ZM44 241H45V240H44ZM75 241H76V240H75ZM77 241H78V239H77ZM128 241H129V239H128ZM148 241H149V240H148ZM148 241H143V243H144V242H148ZM199 241H200V240H199ZM240 241H241V239H240ZM240 241H239V242H240ZM41 242H42V241H41ZM73 242H74V241H73ZM117 242H118V241H117ZM120 242H121V241H120ZM171 242H172V240H171ZM176 242H177V241H176ZM38 243H39V241H38ZM38 243H37V244H38ZM179 243H180V242H179ZM184 243H185V242H184ZM184 243H183V244H184ZM231 243H232V242H231ZM234 243H235V242H234ZM244 243H245V242H244ZM244 243H243V244H244ZM30 244H31V243H30ZM39 244L41 245V243H39ZM39 244H38V245H39ZM42 244H43V243H42ZM51 244H52V243H51ZM51 244H49V245H51ZM116 244H117V243H116ZM121 244H122V243H121ZM175 244H176V243H175ZM31 245H32V244H31ZM69 245H70V244H69ZM79 245H80V243H79ZM107 245H108V244H107ZM133 245H134V244H133ZM149 245H150V244H149ZM153 245H154V244H153ZM153 245H152V246H153ZM3 246H4V244H3ZM108 246H109V245H108ZM129 246H130V244H128V247H129ZM134 246H135V245H134ZM174 246H175V245H174ZM179 246H180V245H179ZM6 247H7V246H6ZM6 247H5V248H6ZM75 247H76V246H75ZM99 247H100V246H99ZM113 247H114V246H113ZM118 247L121 248L122 246H119V244H118ZM118 247H116V248H118ZM125 247L127 248V246H125V244H124V248H125ZM131 247H133V246H131ZM135 247H136V246H135ZM135 247H134V250H135ZM137 247H138V246H137ZM153 247H154V246H153ZM182 247H184V246H182ZM185 247H186V246H185ZM185 247H184V248H185ZM7 248H8V247H7ZM43 248H44V247H43ZM104 248H105V247H104ZM122 248H123V247H122ZM129 248H130V247H129ZM158 248H159V247H158ZM184 248H183V249H184ZM235 248H236V247H235ZM40 249H42V248H40ZM100 249H101V248H100ZM118 249H119V248H118ZM141 249H143V248H141ZM179 249H180V248H179ZM188 249H189V248H188ZM69 250H70V249H69ZM115 250H117V249H115ZM126 250H127V249H126ZM149 250H151V249H149ZM160 250H161V249H160ZM175 250H177V248H175ZM184 250H185V249H184ZM248 250H249V249H248ZM78 251H79V250H78ZM131 251H133V250H131ZM131 251H129V254H130ZM140 251H141V250H140ZM143 251H144V250H143ZM177 251H178V250H177ZM177 251H176V252H177ZM181 251H182V249H181ZM186 251H188V250H186ZM260 251H261V250H260ZM60 252H62V251L60 250ZM97 252H98V251H97ZM111 252H112V251H111ZM115 252H116V251H115ZM145 252H146V251H145ZM257 252H258V251H257ZM73 253H74V252H73ZM81 253H82V252H81ZM112 253H114V252H112ZM152 253H153V252H152ZM178 253H179V251H178ZM181 253H182V252H181ZM181 253H180V254H181ZM194 253H195V252H194ZM258 253H259V252H258ZM36 254H38V253H36ZM44 254H45V253H44ZM71 254H72V253H71ZM118 254H119V253L117 252V255H118ZM132 254H133V252H132ZM135 254H136V253H135ZM139 254H140V253H139ZM142 254L144 255L145 253H142ZM180 254H179V256H180ZM195 254H196V253H195ZM39 255H40V254H39ZM45 255H46V254H45ZM196 255H197V254H196ZM33 256H34V255H33ZM43 256H44V255H43ZM43 256H42V257H43ZM82 256H83V254H82ZM84 256H85V255H84ZM129 256H130V255H129ZM151 256H152V255H151ZM176 256H177V255H176ZM176 256H175V257H176ZM38 257H39V256H38ZM44 257H45V256H44ZM85 257H86V256H85ZM87 257H88V256H87ZM87 257H86V259H87ZM91 257H92V255H91ZM101 257H102V256H101ZM117 257H118V256H117ZM117 257H116L115 259H117ZM133 257H134V256H133ZM140 257H141V256H140ZM36 258H37V257H36ZM81 258L83 259V257H81ZM106 258H107V257H106ZM118 258H119V257H118ZM147 258H148V257H147ZM147 258H146L145 261H147ZM149 258H150V256H149ZM177 258H178V257H177ZM187 258H188V257H187ZM193 258H194V257H193ZM252 258H253V257H252ZM252 258H251V259H252ZM44 259H47V258H44ZM86 259H85V260H86ZM128 259H129V258H128ZM131 259H132V261L134 262V259H133L132 257H131ZM140 259H141V258H140ZM183 259H184V258H183ZM14 260H15V259H14ZM38 260H39V259H38ZM71 260H72V259H71ZM74 260H75V258H74ZM76 260H77V259H76ZM76 260H75V261H76ZM138 260H139V258L137 259V261H138ZM180 260H181V259H180ZM253 260H254V259H253ZM32 261H33V259H32ZM40 261H41V260H40ZM75 261H73V262H75ZM83 261H84V259H83ZM88 261H89V260H88ZM94 261H96V259H95ZM130 261H131V260H130ZM135 261H136V260H135ZM143 261H144V260H143ZM143 261H142V262H143ZM145 261H144V263H145ZM149 261H150V259H149ZM178 261H179V260H178ZM192 261H193V260H192ZM192 261H191V262H192ZM260 261H261V260H260ZM21 262H22V261H21ZM33 262H34V261H33ZM35 262H36V259H35ZM37 262H38V261H37ZM56 262H57V261H56ZM56 262H55V263H56ZM118 262H119V260H118ZM140 262H141V261H140ZM153 262H154V261H153ZM250 262H251V260H250ZM15 263H16V262H15ZM83 263H84V262H83ZM85 263H87V261H86ZM94 263H95V262H94ZM107 263H108V262H107ZM192 263H193V262H192ZM194 263H195V262H194ZM251 263H252V262H251ZM255 263H256V262H255ZM258 263H259V262H258ZM59 264H60V263H59ZM65 264H66V263H65ZM87 264H88V263H87ZM104 264H105V263H104ZM108 264H110V263H108ZM112 264H113V263H112ZM115 264H116V261H115ZM117 264H118V263H117ZM126 264H127V262H126ZM145 264H146V263H145ZM149 264H152V263H149Z\"/></svg>", "mask_w": 264, "mask_h": 264}]
</instances>
